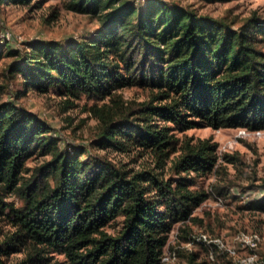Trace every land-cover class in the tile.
Here are the masks:
<instances>
[{"label":"trees","instance_id":"trees-1","mask_svg":"<svg viewBox=\"0 0 264 264\" xmlns=\"http://www.w3.org/2000/svg\"><path fill=\"white\" fill-rule=\"evenodd\" d=\"M64 4L94 17L96 28L89 36L34 39L22 52L4 41L17 56L7 74L18 80L16 95L32 89L104 99L90 106L92 144L137 147L156 164L136 169L104 154L82 158L60 147L49 121L0 100V264L19 249L24 257L13 264H157L172 226L182 241L192 238L187 221L197 220L193 209L208 195L197 180L235 160L220 156L212 137L179 139L171 130L264 129V17L253 13L235 25L167 0ZM132 85L145 91L143 99L123 97L121 89ZM174 151L165 177L158 167ZM33 153L48 157L26 167ZM10 193L17 203L6 199ZM177 247L170 248L175 255ZM194 256L187 253L190 262ZM249 264H264V255Z\"/></svg>","mask_w":264,"mask_h":264},{"label":"rangeland","instance_id":"rangeland-1","mask_svg":"<svg viewBox=\"0 0 264 264\" xmlns=\"http://www.w3.org/2000/svg\"><path fill=\"white\" fill-rule=\"evenodd\" d=\"M66 0H30L28 4L0 5V83L5 88L0 92V100L13 99L16 103L34 111L53 126L52 133L58 136L60 147L77 152L80 157L107 155L127 167H154V155L140 148L128 151L99 148L92 144L95 136L97 119L90 111L92 103L100 104L104 99H89L85 96L66 100L64 96L48 91L45 93L28 89L16 95L20 85L17 78L7 76L9 65L17 56L7 54L8 47L22 52L29 41L34 39L55 38L65 40L69 37L89 36L97 26L94 17L75 12L65 7ZM141 1V0H139ZM178 2L197 11L216 17H225L238 25L253 13L264 17V0H167ZM141 3V2H140ZM8 34L4 40L2 35ZM8 37V38H7ZM2 40V41H1ZM125 99L141 100L145 91L138 86L123 87L120 91ZM163 124L169 122L160 121ZM179 139L184 136L212 137L217 141V153H229L234 162H221L219 172H211L197 180L196 186L203 187L207 197L193 209L196 221L188 220L190 235L204 232L211 238H219L220 245H214L213 258L208 259L207 249L203 245L193 244L189 248L183 245L179 229L175 224L168 235L170 242L180 249V254L166 264H249L260 261L264 255V209L254 207L253 202L264 203V129L242 132V127L196 126L183 130H171ZM177 151L170 153L163 165L158 167L166 177L171 175L170 161ZM47 155L33 153L26 161V167H33ZM221 161L222 159L219 158ZM220 189V192L217 190ZM6 199H18L8 194ZM200 219V220H199ZM3 229L8 224L1 221ZM110 230L112 227H108ZM176 230V232H175ZM255 237L254 246L246 243ZM165 247V246H164ZM231 251H229V249ZM165 248V250H167ZM228 249V250H227ZM195 253L193 262L187 253ZM51 261L62 262L60 253L50 252ZM24 257V250L6 255V264H13ZM251 259V261H248Z\"/></svg>","mask_w":264,"mask_h":264},{"label":"built area","instance_id":"built-area-1","mask_svg":"<svg viewBox=\"0 0 264 264\" xmlns=\"http://www.w3.org/2000/svg\"><path fill=\"white\" fill-rule=\"evenodd\" d=\"M6 36H8V34H3L1 39L4 40L3 38H5ZM247 131H257V132H259L260 130H247ZM242 132H246V129L242 128ZM175 232H176V230H175ZM244 241H246V243H248V244H250L252 246H254L256 244L255 237H251L250 240H245L244 239ZM169 242H170V240L168 238L167 244L163 248L162 254H161L160 259L157 262V264H166L167 261H169L170 259L175 258V256H176L175 252L173 250H171V249H167ZM220 242L221 241L219 240V238H216V237L215 238H211L206 233L200 232V233H197L196 235H192L191 239L185 240L182 246H185V247L189 248L193 244L203 245L204 247H206V249H207V257H208V259H210V258H213L214 245H220ZM165 248L167 250H165ZM229 251H231V249H229ZM248 261H251V259H249Z\"/></svg>","mask_w":264,"mask_h":264}]
</instances>
